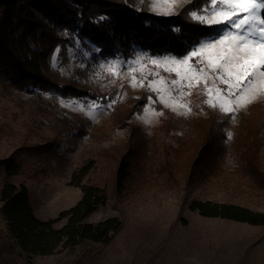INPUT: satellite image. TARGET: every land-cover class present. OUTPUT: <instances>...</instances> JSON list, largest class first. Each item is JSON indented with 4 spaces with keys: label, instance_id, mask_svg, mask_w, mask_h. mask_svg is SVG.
Instances as JSON below:
<instances>
[{
    "label": "rangeland",
    "instance_id": "374dc122",
    "mask_svg": "<svg viewBox=\"0 0 264 264\" xmlns=\"http://www.w3.org/2000/svg\"><path fill=\"white\" fill-rule=\"evenodd\" d=\"M205 1L196 9L189 8L191 19L192 12L211 9L210 0ZM193 2L198 1L181 0L176 14ZM136 6L157 17L174 16L162 14L168 8L163 0L155 6L154 0H136ZM203 26L214 27L216 32L203 37L195 48L214 40L222 31L220 25ZM98 51L86 39L81 43L75 38L66 47L64 63L59 48L51 58V67L60 78L78 82L87 95L22 92L0 80V161L19 164L18 173L11 176L0 165V190L7 182L24 185L34 214L42 220L52 219L80 200L81 188L72 176L81 166H89L81 185L103 188L107 201L87 221L97 223L115 217L120 229L107 244L86 241L61 247L49 257L29 258L11 245L0 213V264H264V226L207 218L190 209L193 201H201L264 212V95L226 114L219 106L205 103L208 97L201 83L199 90L183 97L190 111L171 101L166 107L157 99L159 93L148 87L152 76L144 86L132 87L133 75L141 79L139 71L133 73L123 67L114 76L100 65L116 59L134 60L139 54L173 56H154L135 48L128 57L117 54L101 58ZM143 64L147 65L145 75L151 70L159 71L167 80L176 78L147 59ZM256 84L264 89V77ZM155 87L163 85L157 83ZM144 94L146 101L130 114L125 126L114 121L108 126L128 96ZM104 95L110 99L103 103ZM95 103L102 106L94 110ZM213 122L221 137L206 138L215 130ZM134 127L138 137L130 135ZM203 139L210 145L214 141L226 145L228 153L218 164L211 152L193 164L197 155L192 156L187 149L193 141ZM123 159L130 164L129 178L117 188L116 170ZM173 165L178 166L166 170Z\"/></svg>",
    "mask_w": 264,
    "mask_h": 264
},
{
    "label": "trees",
    "instance_id": "16d2710c",
    "mask_svg": "<svg viewBox=\"0 0 264 264\" xmlns=\"http://www.w3.org/2000/svg\"><path fill=\"white\" fill-rule=\"evenodd\" d=\"M197 1L186 5L174 16L162 18L137 7L136 0H0V80L22 92L54 91L75 97L87 95L78 82L70 79L65 82L51 67L55 49H60L64 63L66 47L75 38L81 43L86 39L94 44L101 58L117 54L128 57L135 48L154 56L183 58L203 37L216 32L214 27L203 26L188 16L189 8L196 9L206 4L205 0ZM92 94L89 91L88 96L92 97ZM109 96L104 95L100 101L106 102ZM146 97L145 94L128 96L124 107L117 110L108 126L113 121L125 126L130 114L140 109ZM213 124L215 127V122ZM137 132L134 127L130 135L138 137L140 134ZM211 133V136L207 133L206 138L221 137L216 127ZM209 143L205 139L191 143L187 150L192 156L197 155L194 165L205 153L211 152L217 164L228 153L226 145L219 146L216 141ZM180 154L178 152V156ZM187 159L192 161L194 158ZM0 165L4 166L7 176L19 171L16 162L2 160ZM177 166H166V170L173 171ZM191 167L195 166L191 164ZM89 169V166H81L72 176L74 184L81 188L80 200L57 217L47 220L34 214L24 185L5 183L0 190V213L11 245L31 258L49 257L61 247L71 248L86 241L107 244L121 223L115 217L97 223L87 221L107 201L103 188L81 185ZM129 171V162L121 160L115 175L117 188L123 187ZM190 209L207 218L264 226V212L231 204L193 201Z\"/></svg>",
    "mask_w": 264,
    "mask_h": 264
},
{
    "label": "snow or ice",
    "instance_id": "6c2138e0",
    "mask_svg": "<svg viewBox=\"0 0 264 264\" xmlns=\"http://www.w3.org/2000/svg\"><path fill=\"white\" fill-rule=\"evenodd\" d=\"M157 2L159 0H154V6ZM163 3L168 4V8L162 14L175 15V9L180 6L181 0H163ZM210 5V10L206 8L202 13L192 12L191 17L202 25L222 26V31L214 40L202 42L183 58H153L139 54L134 60L122 62L116 59L105 62L100 65L101 69H106L114 76H118L123 67L133 73L139 71L141 79L138 80L133 75L132 87L144 86L147 77L152 76L148 87L159 93L157 99L161 103L167 107L171 101L186 107L188 111L191 108L182 102L183 97L190 95L193 89L199 90L203 83V91L208 97L205 103L213 107L219 106L226 114L235 113L240 107L252 103L259 95H264V89L256 84L258 78L264 77V0H210ZM146 59L155 68H163L169 75L174 73L176 78L167 80L159 71L151 70L145 75L147 65L143 61ZM158 76L160 79L156 80ZM157 83L163 87H155ZM218 83L226 87L220 88ZM115 102L111 101L113 104ZM149 102H153L151 97ZM101 106L99 103L92 105L94 110ZM94 110L88 114L93 115ZM145 111L148 113L150 110Z\"/></svg>",
    "mask_w": 264,
    "mask_h": 264
}]
</instances>
